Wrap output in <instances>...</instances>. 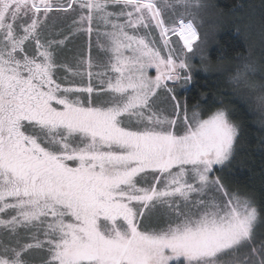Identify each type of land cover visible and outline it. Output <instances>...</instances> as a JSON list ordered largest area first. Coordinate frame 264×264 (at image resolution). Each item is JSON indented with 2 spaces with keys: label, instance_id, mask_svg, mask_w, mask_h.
<instances>
[{
  "label": "snow or ice",
  "instance_id": "obj_1",
  "mask_svg": "<svg viewBox=\"0 0 264 264\" xmlns=\"http://www.w3.org/2000/svg\"><path fill=\"white\" fill-rule=\"evenodd\" d=\"M201 7L0 0V264H264V203L229 175L242 122L182 91L208 71ZM238 56L264 129V62Z\"/></svg>",
  "mask_w": 264,
  "mask_h": 264
},
{
  "label": "trees",
  "instance_id": "obj_2",
  "mask_svg": "<svg viewBox=\"0 0 264 264\" xmlns=\"http://www.w3.org/2000/svg\"><path fill=\"white\" fill-rule=\"evenodd\" d=\"M216 3L221 14L226 15H234L236 11L239 13V9H257L260 13L259 21L264 27V0H216ZM246 39L240 31L237 32V27H224L217 38L219 54L226 61L222 66H231L230 60L233 59L235 68L239 59L238 54L250 57L255 48L252 37ZM226 67L213 76L204 75V79L201 78L200 73L195 72V83L183 91L191 103L199 102L210 110L221 106V102L234 107V118L242 122L241 139L244 146L240 149L243 167H233V171L229 174L231 185L239 188L242 193H254L257 199L264 203V149L260 147L264 129L259 123L260 113L256 110L257 102L249 99L246 104L237 98L232 91L233 85L229 82V76L234 69L231 67V70H228Z\"/></svg>",
  "mask_w": 264,
  "mask_h": 264
},
{
  "label": "rangeland",
  "instance_id": "obj_3",
  "mask_svg": "<svg viewBox=\"0 0 264 264\" xmlns=\"http://www.w3.org/2000/svg\"><path fill=\"white\" fill-rule=\"evenodd\" d=\"M200 3L204 5V7H201L200 9H192V11L198 16L197 26L201 33V40L198 45L199 52L203 53L208 51V49L217 42V38L223 31L224 27H237L241 35L245 36V39H249V37H252L253 39V45L256 51L252 50V53L248 58L257 63L264 62V27L259 21L260 13L257 12V9H239V13L236 11V14L234 15H226L221 14L217 9L216 0H200ZM180 11V9H177V16ZM166 17L171 19L176 18L171 12H167ZM200 21H202V23H200ZM87 42L88 37L84 34L74 37L73 42L68 45V48L71 51L67 54L71 56L77 49H86ZM92 43L93 54L102 57L103 54L99 53L98 49L95 47V35H93ZM257 79H259L258 76ZM259 94V90L251 92L249 94V99L256 101L255 97ZM36 259L38 260L39 257L37 256Z\"/></svg>",
  "mask_w": 264,
  "mask_h": 264
},
{
  "label": "flooded vegetation",
  "instance_id": "obj_4",
  "mask_svg": "<svg viewBox=\"0 0 264 264\" xmlns=\"http://www.w3.org/2000/svg\"><path fill=\"white\" fill-rule=\"evenodd\" d=\"M201 34V33H200ZM203 54L208 58L207 59V66L208 71H204L203 69L197 70L196 72L200 73L201 78L204 79V75H211L213 76L217 71L222 70L226 66H222V63H225L224 58L219 54V47L218 43L216 42L208 51L203 52ZM231 61V66H228V70H231V67L234 69L233 59ZM195 64L198 66L200 65L199 59L195 60ZM232 69V70H233Z\"/></svg>",
  "mask_w": 264,
  "mask_h": 264
}]
</instances>
